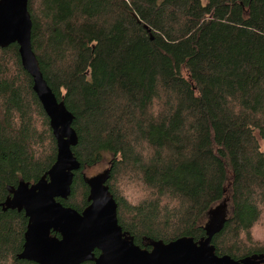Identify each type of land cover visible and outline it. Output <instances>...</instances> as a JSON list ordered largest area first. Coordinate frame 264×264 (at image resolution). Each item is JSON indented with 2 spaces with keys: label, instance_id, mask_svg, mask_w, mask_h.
<instances>
[{
  "label": "trees",
  "instance_id": "16d2710c",
  "mask_svg": "<svg viewBox=\"0 0 264 264\" xmlns=\"http://www.w3.org/2000/svg\"><path fill=\"white\" fill-rule=\"evenodd\" d=\"M27 8L39 71L78 138L80 170L57 201L83 211V171L109 156L106 185L135 245L198 241L208 212L226 201L215 254H264L252 239L264 214V0H28ZM32 88L17 44L0 48V204L56 160ZM26 225L23 212L0 209V264H35L18 258Z\"/></svg>",
  "mask_w": 264,
  "mask_h": 264
},
{
  "label": "water",
  "instance_id": "95a60500",
  "mask_svg": "<svg viewBox=\"0 0 264 264\" xmlns=\"http://www.w3.org/2000/svg\"><path fill=\"white\" fill-rule=\"evenodd\" d=\"M27 5L28 0H0V48L17 44L21 66L31 77L33 92L49 120L57 155L40 180L19 182L8 189L10 196L0 204L3 211L23 212L27 218L18 258L35 264H264V254L238 260L215 254L212 239L227 221L225 203L208 212L204 238L182 237L170 243L150 240V250H146L135 245L118 224L117 205L106 185L109 170L85 176L88 206L80 213L57 201L69 198L74 174L80 170L71 151L78 138L73 116L57 101L39 71Z\"/></svg>",
  "mask_w": 264,
  "mask_h": 264
},
{
  "label": "rangeland",
  "instance_id": "374dc122",
  "mask_svg": "<svg viewBox=\"0 0 264 264\" xmlns=\"http://www.w3.org/2000/svg\"><path fill=\"white\" fill-rule=\"evenodd\" d=\"M206 0H203V3L205 2ZM261 145L262 142L260 141ZM110 160H111V157L109 156H106L103 161L92 167V168H89V169H86L83 171L84 175L87 177V178H90V177H94L98 174H101L102 172H104L105 170L108 169L109 167V163H110ZM122 185L123 189L125 188V184L121 181L120 182V186ZM222 203H225L227 205V214L228 212L230 213V204L229 202H222ZM220 203V204H222ZM207 222V219H205L202 223V225H205V223ZM253 242L255 244H259V245H264V214L261 216V219L258 223V225L254 228L253 230Z\"/></svg>",
  "mask_w": 264,
  "mask_h": 264
},
{
  "label": "flooded vegetation",
  "instance_id": "af4514ba",
  "mask_svg": "<svg viewBox=\"0 0 264 264\" xmlns=\"http://www.w3.org/2000/svg\"><path fill=\"white\" fill-rule=\"evenodd\" d=\"M149 248V250H150V247H148ZM144 249H146V248H144ZM147 250V249H146Z\"/></svg>",
  "mask_w": 264,
  "mask_h": 264
},
{
  "label": "bare ground",
  "instance_id": "6f19581e",
  "mask_svg": "<svg viewBox=\"0 0 264 264\" xmlns=\"http://www.w3.org/2000/svg\"><path fill=\"white\" fill-rule=\"evenodd\" d=\"M78 172V171H77ZM25 183V182H24Z\"/></svg>",
  "mask_w": 264,
  "mask_h": 264
}]
</instances>
